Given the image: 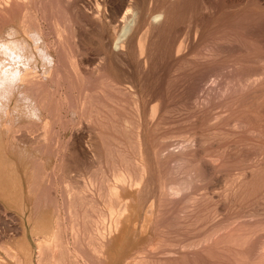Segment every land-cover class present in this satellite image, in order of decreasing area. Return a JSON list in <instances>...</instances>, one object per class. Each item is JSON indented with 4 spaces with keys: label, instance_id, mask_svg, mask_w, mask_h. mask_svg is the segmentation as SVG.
<instances>
[{
    "label": "rangeland",
    "instance_id": "374dc122",
    "mask_svg": "<svg viewBox=\"0 0 264 264\" xmlns=\"http://www.w3.org/2000/svg\"><path fill=\"white\" fill-rule=\"evenodd\" d=\"M126 1L0 0V41L11 28L19 29L18 37L38 31L54 55L50 68L38 59L34 70L43 77L27 90L41 113L7 119L12 128L1 134L0 162L14 167L23 194L15 203L0 194V264H143L146 258L144 264H264V34L257 42L243 34L244 2L183 0L175 4L167 31L151 34L148 65L136 43L144 27L127 50L108 44L122 33L116 21ZM138 1L145 12L162 0ZM249 12L263 16L264 33V8ZM186 38L190 45L177 53ZM44 69L54 72L46 70L44 77ZM156 105V120L144 123ZM109 186L122 195L114 196ZM111 195L121 202L153 201L144 237L133 241L127 235L117 247L120 228L117 233L109 208L124 203ZM128 204L126 218L136 208ZM42 212L54 219L63 247L55 236L47 248L33 233ZM140 212L133 220L142 219ZM151 241L155 250L147 248Z\"/></svg>",
    "mask_w": 264,
    "mask_h": 264
},
{
    "label": "bare ground",
    "instance_id": "6f19581e",
    "mask_svg": "<svg viewBox=\"0 0 264 264\" xmlns=\"http://www.w3.org/2000/svg\"><path fill=\"white\" fill-rule=\"evenodd\" d=\"M150 1V0H149ZM148 1V2H149ZM165 1V0H164ZM163 0L162 1H160L159 3H156V1H155V5L153 6V4L154 3H152V7L151 8H149V9H147L145 12H143L142 11V9H138V7L137 6H139L138 5V3H139V1L137 2V0H127L125 3H124V5H122V3H121V7L119 8V11H118V13H120V18H118V21H116V28H118L119 27V29H121L120 31L122 32L121 34H119L118 35V33H116L115 34V36H114V40H113V42H111L110 40L108 41V44H113V46H114V50L115 51H118V52H121L122 50H124L123 49V47L125 46V45H127V46H129L130 44H132L131 43V41L133 42V39H134V37L137 35L138 36V32L140 31V29H143V27H144V31H143V33H140V34H142V35H140L139 37H137V44H138V48H137V50H139V53H138V56H140V58H142L143 59V62L145 63V64H150L151 62H150V60L148 59V56L146 55V54H148V53H150V50H151V47H152V45H153V39L155 38V37H153V39H152V37H151V34H153V35H155V34H158V33H160V34H163L164 32H166L167 31V28H168V26H169V24H170V22H171V20H172V14H173V11H174V9H175V7H176V5L175 4H179L180 2H182L183 0H172L171 2H169V4H167V3H162V2H164ZM204 1V0H203ZM244 2V7H243V13H242V15H241V17H240V25L241 26H243V34L246 36V37H248L249 39H251L253 42H257L258 40H260V35L261 34H264L263 33V31H262V29L260 28L261 27V22L263 21V16H261V15H258V14H256V15H252V14H250V12H249V9L250 8H252V6H258L259 8H264V0H228V5L231 3V2ZM98 2V1H97ZM137 2V3H136ZM190 2V1H189ZM188 2V3H189ZM11 3V2H10ZM99 3V2H98ZM150 3V2H149ZM196 3V2H195ZM100 4V3H99ZM151 4V3H150ZM224 4V3H223ZM8 5V4H7ZM149 6H151V5H149ZM234 6V5H233ZM216 7L217 6H215V7H213V9H214V11L216 10ZM219 7H222V6H219ZM232 7V6H231ZM148 8V7H147ZM228 8V7H227ZM182 9V8H181ZM225 9H226V7H225ZM225 9H223V10H225ZM230 9V8H229ZM176 10V9H175ZM180 10V9H179ZM219 10V9H218ZM93 11V10H92ZM178 11V10H177ZM205 11V10H204ZM94 12L96 13V12H98L97 11V9H94ZM94 12H92L93 14H94ZM116 14H117V12H116ZM119 15V14H118ZM117 15V16H118ZM93 16V15H92ZM204 17H205V15H204ZM212 18V14H206V19L207 20H210ZM152 20H154V22H155V20H158L157 22H152ZM175 20V19H174ZM217 21V20H216ZM113 22V21H112ZM178 22V21H177ZM175 23V22H174ZM115 25V24H114ZM113 25V26H114ZM173 25V24H172ZM196 25V24H195ZM118 26V27H117ZM12 27V26H11ZM17 27V26H16ZM27 26L25 25V28H26ZM21 28V27H20ZM23 28V30L22 31H24L25 29H24V26L22 27ZM12 29V28H11ZM11 29H9V32H8V34L7 35H5V40H1L0 41V154H1V152H2V147H3V145H2V143L4 142L3 140H1V139H3V138H1L2 136H1V134L3 133V132H6V133H8L7 131H9V125H7L8 124V120L7 119H9L10 120V118L11 117H21V118H23L22 116H25V115H39V112L41 113V111H40V109L41 108H39V106H38V103L34 100V99H32L29 95H27V90H29V87H34V85L35 84H38L37 82H39V80H40V78H39V80H38V76H42V74H40V75H38L37 76V74H36V72H35V70H34V66H35V64L37 65V62H42V64L41 65H43V67L44 68H50L51 67V62L53 61L52 59H53V56H52V54L51 53H49L50 51H48L47 49H45L46 47H48V46H46L45 44V48L42 46L43 44V42H40L41 41V38H42V36L40 37L38 34H37V32L35 33H32V31H31V29H30V31H31V36L29 35H27V34H25V35H22L21 37L19 36L18 37V34H20L19 33V31H17V30H19V29H17V30H11ZM179 29V28H178ZM196 31L197 32H199V27L197 26L196 28ZM194 29V30H195ZM20 30V31H21ZM36 29H34V31H35ZM118 30V29H117ZM21 31V32H22ZM28 30H26V32H27ZM25 32V31H24ZM29 32V31H28ZM27 32V33H28ZM114 32V31H113ZM112 32V33H113ZM21 34H23V32L21 33ZM176 34V33H175ZM184 35V34H183ZM3 36V35H2ZM31 37V40L33 41V43H34V45H33V43H30V40H29V38H27V37ZM157 36V35H156ZM45 37V36H44ZM2 38V37H1ZM108 38V37H107ZM158 38V37H157ZM4 39V38H3ZM186 40H187V38H186ZM43 41V40H42ZM156 41V40H155ZM183 41V40H182ZM35 43H37V46L34 48H32L31 47V44L33 45V46H35ZM107 43V42H106ZM159 43H160V41H159ZM56 44V43H55ZM155 44H157V43H155ZM192 44V43H191ZM133 45V44H132ZM135 45V44H134ZM133 45V46H134ZM160 45V44H159ZM190 45V41L189 40H187V41H185L184 43L183 42H181L179 45H178V47H177V53H180V51H182V50H180V47H188ZM195 46V45H194ZM105 47V46H104ZM110 47V46H109ZM126 47V46H125ZM157 47V46H156ZM176 47V46H175ZM49 48V47H48ZM129 48V47H128ZM131 48L132 47H130V50H131ZM161 48V47H160ZM133 49V48H132ZM106 50H107V48H106ZM125 50H127V49H125ZM156 50V49H155ZM132 51V50H131ZM124 53H125V51H124ZM131 53V52H130ZM136 53V52H135ZM136 53V54H137ZM121 54V53H120ZM155 53H153V55H154ZM113 55V54H112ZM116 55V54H115ZM118 55V54H117ZM146 55V56H145ZM177 56L179 55V54H176ZM184 55V54H183ZM123 56H125V54H123ZM122 56V57H123ZM131 56V55H130ZM181 56V55H180ZM179 56V57H180ZM111 57V56H110ZM115 57H117V56H115ZM114 57V58H115ZM133 57V56H132ZM134 57H136V56H134ZM152 57V56H151ZM126 58V57H125ZM130 58V57H129ZM138 58V57H137ZM38 59L40 60V61H38ZM112 59V58H111ZM151 59V58H150ZM113 60V59H112ZM153 60V59H152ZM108 61V60H107ZM141 61V60H140ZM100 62V61H99ZM104 62V61H103ZM111 62V61H110ZM155 62V61H154ZM54 63H56V62H53V65H54ZM128 63V62H127ZM101 64H102V62H101ZM133 64V63H132ZM139 64V63H138ZM155 64V63H154ZM173 64V63H172ZM143 65V64H142ZM151 65V64H150ZM153 65V64H152ZM98 66V65H97ZM141 66V65H140ZM37 67V66H36ZM43 67H42V69H43ZM56 67H57V64H56ZM150 67H153V66H150ZM98 68V67H97ZM155 68V67H154ZM52 69H54V68H52ZM146 69V68H145ZM45 70V75H44V73H43V75H44V77L48 74L49 75V73L50 74H52L53 72L52 71H50L49 72V70L48 69H44ZM46 70H48V72H47V74H46ZM55 70H57V69H55ZM126 70V69H125ZM138 70H139V68H138ZM42 71V70H41ZM98 71V70H97ZM43 72V71H42ZM47 75V76H48ZM57 75H59V74H57ZM147 75H148V73H147ZM46 76V77H47ZM52 76V75H51ZM50 76V77H51ZM43 77V76H42ZM257 79V78H256ZM47 80V79H46ZM40 83V82H39ZM42 83H43V81H42ZM45 83V82H44ZM36 86V85H35ZM38 86H39V84H38ZM58 86V85H57ZM115 87V86H114ZM142 87V86H141ZM30 88V89H31ZM244 88V87H243ZM139 89V88H138ZM40 90V89H39ZM86 91V90H85ZM115 91V90H114ZM154 91V90H153ZM131 92V91H130ZM264 92V91H263ZM35 93V92H34ZM117 93V92H116ZM33 94V93H32ZM119 94V93H118ZM121 94V93H120ZM107 95V94H106ZM104 96V95H103ZM36 97V96H35ZM106 97V96H105ZM109 98V97H108ZM90 99V98H89ZM258 99V98H257ZM161 100V99H160ZM39 101V100H38ZM86 104V103H85ZM88 104V103H87ZM158 105V104H157ZM153 106L152 108H151V110L149 111L150 112V117H149V114L147 115V117H149V118H145L144 119V117H143V119H144V123H148L149 121H153L154 119H155V117H156V113H157V111H159L158 110V106ZM41 106V105H40ZM160 107V106H159ZM84 108V107H83ZM93 109V108H92ZM162 109V108H161ZM98 111H99V109H97ZM92 111V110H91ZM97 112V111H96ZM148 112V113H149ZM160 112V111H159ZM99 113V112H98ZM163 113V112H162ZM92 114H94V113H92ZM88 115V114H87ZM160 115V114H159ZM164 115V114H163ZM83 116V115H82ZM99 116V115H98ZM89 117V116H88ZM158 117V116H157ZM160 118V117H159ZM24 119V118H23ZM91 119V118H90ZM95 119V118H94ZM158 119V118H157ZM96 120V119H95ZM156 120V119H155ZM127 121V120H126ZM143 121V120H142ZM16 122V121H15ZM92 122V121H91ZM97 122V121H96ZM156 122V121H155ZM48 123V122H47ZM47 123H46V125H47ZM154 123V122H153ZM159 124V123H158ZM11 125V124H10ZM45 125V124H44ZM45 125V126H46ZM112 125V124H111ZM140 125V124H139ZM144 125V124H143ZM142 125V126H143ZM86 126V125H85ZM145 126V125H144ZM144 126H143V128H144ZM147 126V125H146ZM145 126V127H146ZM150 125H148V127H149ZM156 126V125H155ZM140 127V126H139ZM10 128H12V126L10 127ZM132 128V127H131ZM137 128V127H136ZM86 129V128H85ZM125 129V128H124ZM129 131V130H128ZM143 132V131H142ZM140 134V133H139ZM143 134H144V132H143ZM141 135V134H140ZM235 136V135H234ZM27 138H29V136L27 137ZM31 139V138H30ZM145 139V138H144ZM1 141H3V142H1ZM31 141V140H30ZM27 142H29V141H27ZM83 144V143H82ZM194 144V143H193ZM98 145V144H97ZM177 145V144H176ZM184 145V144H183ZM179 146V145H178ZM178 146H176V147H178ZM43 147V146H42ZM180 147V146H179ZM178 147V148H179ZM96 148H97V146H96ZM181 148H183L182 146H181ZM185 148V147H184ZM188 148H189V146H188ZM26 149V148H25ZM85 149V148H84ZM87 149V148H86ZM85 149V150H86ZM146 149V148H145ZM186 149H187V146H186ZM186 149H184V151L186 150ZM28 150V149H27ZM200 151V150H199ZM199 151H197V152H199ZM16 152V151H15ZM82 152V151H81ZM145 152V151H144ZM170 152V151H169ZM19 153V155H22V153H21V151H19L18 152ZM42 153V152H41ZM181 153H182V151H181ZM17 154V153H16ZM83 154H85V153H83ZM94 154V153H93ZM92 154V155H93ZM196 154V153H195ZM94 155H96V154H94ZM160 155V154H159ZM1 156V155H0ZM88 157V156H87ZM6 158V157H5ZM189 158H191L190 156H189ZM180 159H182V158H180ZM7 160V159H6ZM10 160V159H9ZM9 160H7V161H9ZM21 160V159H20ZM10 162V161H9ZM178 162V161H177ZM176 162V163H177ZM179 162H182V160L181 161H179ZM182 164H184V163H182ZM19 165V164H18ZM24 167V166H23ZM27 167V166H26ZM204 167H210L209 165H207V164H204ZM25 168V167H24ZM24 168H22L23 170H24ZM128 168V167H127ZM207 168H206V170H207ZM22 169H21V171H22ZM142 170V169H141ZM140 170V171H141ZM170 170V169H169ZM143 171H144V168H143ZM242 171V170H241ZM22 174H24L25 175V173L23 172ZM145 175V174H144ZM143 175V176H144ZM138 176V175H137ZM141 176V175H140ZM133 177V176H132ZM124 178V177H123ZM232 178V177H231ZM130 179H131V177H130ZM129 179V180H130ZM138 179V178H137ZM141 179H142V176H141ZM90 180V179H89ZM143 180V179H142ZM236 181V180H235ZM84 182V181H83ZM89 182V181H88ZM136 182H137V180H136ZM167 182V181H166ZM22 183V182H21ZM137 183H140L141 184V182L139 181V182H137ZM147 183H148V181H147ZM157 183H159V182H157ZM122 184V183H121ZM135 184V183H134ZM153 184V183H152ZM160 184V183H159ZM147 187H149L147 184H145ZM161 185V184H160ZM159 185V188H161V186ZM163 185V184H162ZM167 185V184H166ZM91 186V185H90ZM102 186V185H101ZM134 186V185H133ZM136 186V185H135ZM137 186H140V185H137ZM136 186V187H137ZM170 186V185H169ZM99 187V186H98ZM113 187V186H112ZM141 187H142V184H141ZM145 187V186H144ZM81 188V187H80ZM79 188V189H80ZM135 188V187H134ZM168 188H170V187H167V189ZM173 188V187H172ZM177 188V187H176ZM180 188V187H179ZM88 189V188H87ZM94 189V188H93ZM127 189V188H126ZM128 189H129V187H128ZM149 189V188H148ZM148 189H147V191H148ZM156 189V188H155ZM158 189V188H157ZM163 189H164V187H163ZM175 188H173V189H170V191H169V189H168V191L170 192V193H172L173 194V192H176V190H174ZM178 189V188H177ZM83 190V189H82ZM81 190V191H82ZM112 190H114V192L111 191ZM122 190H123V192L125 191V189L124 188H122ZM131 190V192H135V191H133L132 189H130ZM135 190V189H134ZM137 190V189H136ZM143 190H144V188H143ZM152 190V189H151ZM68 191V190H67ZM84 191V190H83ZM100 191V190H99ZM102 191V190H101ZM106 191V190H105ZM110 193H112V194H115L114 196H116V192H118V188H117V191H115V188H111L110 189V186H109V190H108ZM156 191V190H155ZM160 191V190H159ZM165 191V190H164ZM167 191V192H168ZM179 190H177V192H178ZM69 192V191H68ZM78 192H80V191H78ZM85 192V191H84ZM87 192V191H86ZM97 192V191H96ZM108 192V193H109ZM141 192V191H140ZM162 192V194H163V191H161ZM166 192V191H165ZM168 192V193H169ZM176 192V193H177ZM118 193H120V192H118ZM139 193V192H138ZM146 193V192H145ZM151 193H153V192H151ZM170 193L168 194V195H170ZM0 194H3L7 199H11L12 201H14L13 203H15V201H17V200H21V196H22V194H23V188H22V185L20 184V180H19V178H18V176H16V171H15V169H14V167L12 168V167H10V164L9 163H7L6 161H4L3 159H1V162H0ZM77 194V193H76ZM87 194V193H86ZM104 194H106V193H104ZM121 194V193H120ZM136 193H134V195H135ZM149 194V193H148ZM155 194H157V193H155ZM100 195V194H99ZM103 195V194H102ZM110 195V194H109ZM119 195V194H118ZM122 195V194H121ZM121 195H119V197L121 196ZM144 195V194H143ZM177 195V194H176ZM238 195V194H237ZM70 196H72V195H70ZM111 196H113V195H111ZM110 196V197H111ZM113 196V197H114ZM148 196V195H147ZM165 196V195H164ZM28 196H26V198H27ZM75 197V196H74ZM86 197V196H85ZM112 197V198H113ZM118 197V196H117ZM132 197V196H131ZM161 197H163V196H161ZM170 197V196H169ZM88 198V197H87ZM115 198V200L116 201H118V199H116V197H114ZM121 198V197H120ZM144 198V197H143ZM153 198V197H152ZM159 198H160V196H159ZM171 198V197H170ZM173 198V197H172ZM194 198V197H193ZM6 199V201H9V200H7ZM15 199H17V200H15ZM31 199V198H30ZM85 199V198H84ZM105 199H106V197H105ZM111 199V198H110ZM122 199H124V198H122ZM126 199H127V197H126ZM128 199H130V198H128ZM127 199V201L125 200L123 203L125 204V202H126V205H127V203H129V204H131V205H133L134 207H136L135 208V210H133L134 212H132L133 214H134V216H135V214H136V217L137 216H139L138 215V212H139V210H141V215H142V219L141 220H139V217L137 218V219H134L133 220V217L134 216H132V217H130V218H126V216H128L127 214H128V212H130L129 211V208L127 207V206H125L124 204L122 205L123 207H117L118 209H116V208H113L112 206L109 208V206H107L108 208H109V217L111 218V220L113 221V224H114V228H115V230H116V232L118 231V229L120 230V234L118 235V237H117V239H116V241L114 242L116 245H117V247L119 246V244L120 243H122V241L123 240H129V236L127 237V235H132L131 237H133L134 238V240L133 241H135V239H137L138 237L140 238V237H144V234H145V231H147V229L149 228V226L151 225L150 224V222H151V220H152V218H153V214H154V203H153V201H150V202H147V201H137L136 203H132V201L133 200H128ZM142 199V198H141ZM146 199H147V197H146ZM166 199H167V196H166ZM169 199V198H168ZM19 200V201H20ZM112 200V199H111ZM110 200V201H111ZM155 200H156V198H155ZM154 200V201H155ZM164 200H165V198H164ZM163 200V201H164ZM18 201V203L20 204V202ZM159 201V200H158ZM108 202H109V200H108ZM118 202H121L120 200L118 201ZM122 202L120 203V204H122ZM156 202V201H155ZM162 204L164 203V202H162V201H160ZM166 202V201H165ZM18 203H17V205H18ZM23 203V202H22ZM111 203V202H110ZM11 204V203H10ZM25 204V203H24ZM32 204V203H31ZM109 204V203H108ZM119 204V203H118ZM128 204V205H129ZM21 206H23L22 204H20ZM114 205V204H113ZM116 205V204H115ZM158 205V204H157ZM156 205V206H157ZM161 205V204H160ZM16 206V205H15ZM19 206V205H18ZM18 206H16V207H18ZM25 206V205H24ZM24 206H23V208H24ZM133 206L131 207V208H133ZM20 207V206H19ZM18 207V208H19ZM115 207V206H114ZM158 208V207H157ZM21 209V208H20ZM23 210V209H22ZM131 210V211H132ZM40 211V210H39ZM157 211H158V209H157ZM156 211V213H158ZM101 212V211H100ZM42 214H44L42 217H37V219L36 220H32V222H34V224L32 225L33 227V229H32V231H33V233H38L39 235H41L42 237H40L42 240V242L43 243H45L44 245L47 247V248H49L50 246V244H49V242H50V240L51 239H53L55 236L57 237V235H54V232H55V230H54V232H53V229H52V225H53V222H55V221H53L54 219H52V216L49 214V213H47V212H42ZM107 214H108V212H107ZM130 214H131V212H130ZM54 215V214H53ZM156 215V214H155ZM49 216H51L50 218L51 219H49ZM161 216V215H160ZM135 217V218H136ZM11 218V217H10ZM157 218V217H156ZM156 218H155V220H156ZM160 219V218H159ZM30 220V219H29ZM28 220V221H29ZM101 220V219H100ZM157 221V220H156ZM159 221V220H158ZM157 221V222H158ZM90 222V221H89ZM155 222V221H154ZM18 223V222H17ZM57 223V222H56ZM148 223V224H147ZM153 223V222H152ZM164 223V222H163ZM113 224H112V226H113ZM130 224V226L127 228V226ZM153 224H155V226H156V222L155 223H153ZM35 225V226H34ZM17 227V226H16ZM223 227H225V226H223ZM15 228V227H14ZM22 228V227H21ZM54 228V227H53ZM152 228H153V226H152ZM16 230H17V228H15ZM138 229H139V231H138ZM151 229V228H150ZM96 230V229H95ZM113 230V229H112ZM114 230V231H115ZM20 230H18V232H19ZM58 231V230H57ZM56 231V232H57ZM17 232V231H16ZM55 232V233H56ZM105 232V231H104ZM119 232V231H118ZM117 232V233H118ZM150 232V231H149ZM153 232V231H152ZM58 233V232H57ZM151 233V232H150ZM163 233V232H162ZM24 234V233H23ZM90 234V233H89ZM110 234H111V231H110ZM155 234V233H154ZM154 234H152V235H154ZM59 235V234H58ZM147 235V234H146ZM34 236V235H33ZM88 236V235H87ZM37 237V236H36ZM92 237H93V235H92ZM19 238V237H18ZM149 238V237H148ZM150 238H151V236H150ZM149 238V239H150ZM56 239V241H58V240H60V239H58V237L57 238H55ZM58 239V240H57ZM91 239V238H90ZM89 239V240H90ZM143 239V238H142ZM145 239V238H144ZM152 239V238H151ZM155 240V239H154ZM55 240H53V242H54ZM55 241V242H56ZM104 241V240H103ZM114 241V240H113ZM117 241L119 242V243H117ZM137 241V240H136ZM21 242V241H20ZM54 242V244L56 245V243ZM59 242V241H58ZM98 242V241H97ZM144 242H146V241H144ZM188 242V241H187ZM26 243V242H25ZM90 243V242H89ZM150 243V244H149ZM155 242L154 241H151V242H148V244H147V248L149 247L150 248V246H152L153 244H154ZM54 244H52L53 246H54ZM58 244H60V246L62 245L61 244V242H59ZM57 244V245H58ZM133 244V243H132ZM158 244V243H157ZM163 244V243H162ZM189 244V243H188ZM201 244V243H200ZM20 245V244H19ZM18 245V246H19ZM22 245V244H21ZM38 245V247H39V243L37 244ZM40 245H41V243H40ZM56 245V246H57ZM139 245V244H138ZM191 245V244H190ZM189 245V246H190ZM218 245V244H217ZM17 246V247H18ZM22 246H24V245H22ZM42 246L43 245H41L40 246V248H42ZM56 246H54V247H56ZM59 246V247H60ZM64 245H62V247H63ZM158 246H160V245H158ZM185 246H186V244H185ZM184 246V247H185ZM196 246V245H195ZM197 246H198V243H197ZM25 247V246H24ZM46 247L44 248L43 247V250L44 251H46L47 249H46ZM52 247V246H51ZM66 247V246H65ZM123 247H124V245H123ZM127 247V246H126ZM141 247V246H140ZM139 247V248H140ZM155 247H156V250H157V248L159 249V247H157L156 246V244H155ZM161 247V246H160ZM184 247H181V248H184ZM186 247H188V246H186ZM192 247V249H193V246H191ZM27 248V249H26ZM25 248V250H24V248L22 247V249H23V255L24 256H28L29 257V249H28V247H26ZM120 248V247H119ZM142 248V247H141ZM148 248V249H149ZM174 248V247H173ZM190 248V247H189ZM196 248V247H195ZM19 249V251L21 252V250H20V247L18 248ZM53 249V248H52ZM55 249V248H54ZM59 250L61 249V248H58ZM63 250H64V248H62ZM121 249V248H120ZM124 249V248H123ZM123 249L120 251L121 253H123ZM129 249V248H128ZM151 249H153V246H152V248ZM150 249V250H151ZM161 249H163L162 247H161ZM180 249V248H179ZM17 250V249H16ZM40 250H42V249H40ZM51 249H49L48 251H47V253L50 251ZM56 250V249H55ZM67 250V249H66ZM153 250H155V248L153 249ZM152 250V251H153ZM195 250V249H194ZM200 250V249H199ZM18 251V250H17ZM44 251H41L42 253L44 252ZM52 251V250H51ZM115 251H117V250H115ZM146 251H147V249H146ZM188 251V250H187ZM224 251V250H223ZM135 252V251H134ZM133 252V253H134ZM142 252H143V250H142ZM142 252H138L139 253V255H138V257H141V256H144V254L142 253ZM155 252V251H154ZM194 252V251H193ZM41 253V254H42ZM46 253V252H45ZM64 253V252H63ZM68 253V252H67ZM126 253V252H125ZM147 253V252H146ZM145 253V254H146ZM149 253V252H148ZM21 254H22V252H21ZM112 254V258L115 256V254H114V252L113 253H111ZM118 254V253H117ZM130 254V253H129ZM143 254V255H142ZM160 254H162V253H160ZM183 254H186V253H184L183 252ZM190 254H191V252H190ZM44 255V254H43ZM71 255V254H70ZM121 255V254H120ZM125 255V254H124ZM124 255H122V256H124ZM134 255V254H133ZM192 255H195V254H192ZM198 255V254H197ZM203 255H204V253H203ZM20 256V255H19ZM66 256V255H65ZM117 256V255H116ZM119 256V255H118ZM136 256V255H135ZM146 256V255H145ZM46 257V256H45ZM133 257V256H132ZM135 258V257H134ZM44 259V258H43ZM133 259V258H132ZM142 258H140V260H141ZM147 259L148 258H146V261H147ZM149 259H150V257H149ZM191 259H193V257L191 258ZM199 259V258H198ZM136 260V259H135ZM153 260V259H152ZM194 260H196V259H194ZM26 261V260H25ZM24 261V262H25ZM27 261H29V260H27ZM46 261V260H45ZM127 262H128V260H126ZM136 261H138V260H136ZM144 261H145V259H144ZM145 261V262H146ZM23 262V261H22ZM141 262V261H140ZM139 262V263H140ZM144 262V263H145ZM40 263V262H39ZM125 263V262H124ZM130 263H131V261H130ZM129 263V264H130ZM133 263V262H132ZM143 263V264H144ZM183 263V262H182ZM185 263H187V262H185ZM128 264V263H127ZM142 264V263H141ZM188 264V263H187ZM198 264V263H197Z\"/></svg>",
    "mask_w": 264,
    "mask_h": 264
}]
</instances>
